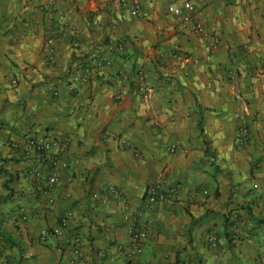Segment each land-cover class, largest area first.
Returning a JSON list of instances; mask_svg holds the SVG:
<instances>
[{
    "label": "crops",
    "instance_id": "crops-1",
    "mask_svg": "<svg viewBox=\"0 0 264 264\" xmlns=\"http://www.w3.org/2000/svg\"><path fill=\"white\" fill-rule=\"evenodd\" d=\"M53 1L0 0V264H264V0H190L207 36L179 29L167 0H140L138 15L130 0H73L44 13ZM51 26L55 63L41 52ZM118 40L123 48L108 53ZM97 52L109 67L73 80L72 65ZM236 114L250 128L244 143ZM39 134L62 145L68 164L50 207L25 174L37 160L23 144ZM155 181L176 196L146 205ZM142 225L143 250L128 258L130 230Z\"/></svg>",
    "mask_w": 264,
    "mask_h": 264
},
{
    "label": "built area",
    "instance_id": "built-area-1",
    "mask_svg": "<svg viewBox=\"0 0 264 264\" xmlns=\"http://www.w3.org/2000/svg\"><path fill=\"white\" fill-rule=\"evenodd\" d=\"M73 0H58L50 3L42 4V11L46 14H50L52 11L62 8L65 2H71ZM122 4H125L127 0H120ZM140 0H130V7L134 14H140ZM166 10L172 14L177 21L179 29L190 28L194 33L207 36L202 18L190 0H167ZM70 34V46L72 49H79L80 42L74 31V25L71 22H66ZM57 30L54 27H49L48 33L45 36L41 52L48 63H55L58 61L57 55ZM219 43V39L216 36L210 38V45L215 48ZM105 49L108 53H113L123 48V41H110L105 44ZM111 57L105 53H92L79 63L72 65L70 69V75L73 80L79 84H86L90 78L96 75L99 71H103L111 64ZM184 74L187 73L183 70ZM145 83L142 70H137V91L145 92ZM53 94H57V90L53 91ZM121 92L113 93L115 99H121ZM239 123V136L237 141L244 143L250 136V128L247 124L246 118L241 114H236ZM264 125V123H263ZM124 145L128 142L124 139L121 140ZM62 145L54 138L45 135H31L29 136L22 147V153L25 156L34 155L37 163L35 165H29L25 174L30 180L35 192L39 193L42 199V205L44 207H50L54 204V188L58 185L60 180V173L65 169L68 164L66 160L61 157ZM179 149L176 142L168 145L169 151H175ZM72 177L68 175L66 177L67 182H71ZM256 186V184H254ZM108 190L117 192V189L113 186H109ZM177 194L176 186H170L165 188L160 181H155L149 184L145 190V203L151 205L157 201L172 200ZM20 217L23 219L26 217L27 212L24 206H20ZM231 223V239L234 245H237L241 240L240 230L236 226V214L233 212ZM72 211H64L58 219V223L61 227H68L71 223ZM148 227L142 225L140 227H134L130 230L129 241L124 249L126 257L131 258L140 254L143 250L144 241L148 237ZM45 235V231H41V236ZM209 242L212 246L216 245V236L211 234L209 236ZM71 252L77 254L79 252V237L73 235ZM180 264H192L191 261L185 260Z\"/></svg>",
    "mask_w": 264,
    "mask_h": 264
},
{
    "label": "trees",
    "instance_id": "trees-1",
    "mask_svg": "<svg viewBox=\"0 0 264 264\" xmlns=\"http://www.w3.org/2000/svg\"><path fill=\"white\" fill-rule=\"evenodd\" d=\"M2 264H4V263H2Z\"/></svg>",
    "mask_w": 264,
    "mask_h": 264
}]
</instances>
